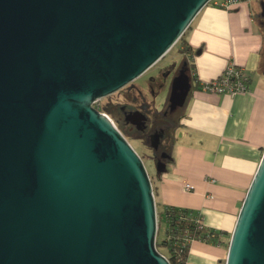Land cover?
<instances>
[{
	"label": "water",
	"instance_id": "1",
	"mask_svg": "<svg viewBox=\"0 0 264 264\" xmlns=\"http://www.w3.org/2000/svg\"><path fill=\"white\" fill-rule=\"evenodd\" d=\"M209 1L0 0V264H171L145 165L93 103L161 58ZM224 264H264V147Z\"/></svg>",
	"mask_w": 264,
	"mask_h": 264
},
{
	"label": "crops",
	"instance_id": "2",
	"mask_svg": "<svg viewBox=\"0 0 264 264\" xmlns=\"http://www.w3.org/2000/svg\"><path fill=\"white\" fill-rule=\"evenodd\" d=\"M182 49L183 71L174 70L179 95L169 108L177 111L170 124L174 135L161 150L164 167L154 172L153 195L158 210L191 209L219 231L218 241L191 240L184 264H224L229 234L264 147V0L232 8L210 0L186 28ZM230 62L248 74L244 91L199 89ZM183 182L191 188L183 189Z\"/></svg>",
	"mask_w": 264,
	"mask_h": 264
},
{
	"label": "rangeland",
	"instance_id": "3",
	"mask_svg": "<svg viewBox=\"0 0 264 264\" xmlns=\"http://www.w3.org/2000/svg\"><path fill=\"white\" fill-rule=\"evenodd\" d=\"M184 33L185 31L166 53L142 74L117 91L103 96L93 103L97 109L110 117L140 155L151 182L157 169L156 166H160V163L165 161V155L161 153V150L166 147L167 141L174 135L170 124L176 119L177 112H168L169 95L175 76H172V72L163 74L162 68L173 64L174 69H177L180 63L185 62L186 54L182 49ZM135 113L145 119L142 128L137 126L136 121L129 116ZM161 133L163 138L160 136ZM156 208L158 213L159 208ZM158 226L156 237L159 239L163 236L162 223ZM158 249L164 254L167 253L164 247Z\"/></svg>",
	"mask_w": 264,
	"mask_h": 264
},
{
	"label": "trees",
	"instance_id": "4",
	"mask_svg": "<svg viewBox=\"0 0 264 264\" xmlns=\"http://www.w3.org/2000/svg\"><path fill=\"white\" fill-rule=\"evenodd\" d=\"M185 48L188 47L185 46ZM198 219L202 220L198 212L173 205H166L157 213V225H160L162 220L164 224L163 236L159 239L156 237L155 244L157 249L166 248L165 254L158 250L169 259L171 264L185 263L187 250L193 239L218 241L219 231L198 223Z\"/></svg>",
	"mask_w": 264,
	"mask_h": 264
},
{
	"label": "built area",
	"instance_id": "5",
	"mask_svg": "<svg viewBox=\"0 0 264 264\" xmlns=\"http://www.w3.org/2000/svg\"><path fill=\"white\" fill-rule=\"evenodd\" d=\"M218 6L223 8H232L242 1L248 2L249 0H212ZM248 74L244 71L243 67L239 64L230 62L228 63L220 74L213 79L203 81L199 85V89L203 91H211L216 93H227L233 95L237 92L244 91L247 88ZM108 116V115H107ZM183 189L189 190L191 184L183 182ZM198 223H202L198 219Z\"/></svg>",
	"mask_w": 264,
	"mask_h": 264
},
{
	"label": "flooded vegetation",
	"instance_id": "6",
	"mask_svg": "<svg viewBox=\"0 0 264 264\" xmlns=\"http://www.w3.org/2000/svg\"><path fill=\"white\" fill-rule=\"evenodd\" d=\"M173 66H174L173 64H168V65L164 66V67L162 68V73H163V74H167L168 72H171V71H172V73H173L172 76H175V72H177V71H176L177 69H178V72H179V71H183V70H182V68L184 67L183 62L179 64V66H178L177 69H174L175 67H173ZM174 70H175V72H174ZM178 72H177V73H178ZM171 79H172V77L170 78V81H171ZM168 112H170L169 109H168Z\"/></svg>",
	"mask_w": 264,
	"mask_h": 264
}]
</instances>
